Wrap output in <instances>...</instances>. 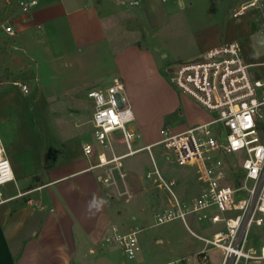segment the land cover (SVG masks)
Here are the masks:
<instances>
[{
	"label": "rangeland",
	"instance_id": "374dc122",
	"mask_svg": "<svg viewBox=\"0 0 264 264\" xmlns=\"http://www.w3.org/2000/svg\"><path fill=\"white\" fill-rule=\"evenodd\" d=\"M144 1L136 8L138 16H135L116 0H104L103 7L101 5L99 8L105 11L110 9V14H113L110 17L106 14L101 16L91 8L97 0H80L70 21L62 25L63 32L74 30L77 41L67 49L59 46L57 35L45 32L47 26L42 29L36 27L26 38H18L23 45L19 49L14 47L16 35L0 32V64L3 62L1 74L5 69L26 70L29 76L23 82L30 86L29 93H24L21 86L12 83L0 88V110L7 115L1 127H10V120L16 118L25 127L29 123L36 128L40 127L41 137L46 140L48 137L56 140L64 138L59 129L62 119L69 118L73 123L74 118L89 116L92 112L75 102L74 97L81 96L89 102L92 100L87 93L89 87L105 89L110 86L118 68L116 58L120 54L126 72L130 75L138 74L141 79L139 83L131 85L134 88L131 100L133 102L134 99L133 103L139 109L140 120L129 125L141 132V138L134 144V148H138L147 144V140L153 141L160 137L162 115L177 100L178 109L185 111V115L179 116V111L168 112L165 118L167 124L175 128L192 125L190 123L195 119L210 118L213 115L194 99L175 89L169 82L166 69L188 62L209 47L231 39L241 42L243 53L249 61H264V39L257 30L253 12L248 10L240 19L232 16V12L243 0H146V9L143 7ZM0 2L3 3L2 8H5L9 0ZM130 44L145 46L152 51L157 64L163 69V72L160 70L161 76L167 85L152 80L146 71L148 67L145 62H138V58L135 59L133 55H123ZM10 74L12 76L11 71ZM49 93L52 98L48 97ZM26 109L32 110L29 113ZM66 123L69 124V121ZM78 130L74 127L72 135L81 143L82 139L76 135ZM90 135L91 142L95 143L93 131ZM116 135L118 138L120 133ZM69 136L70 132L66 133V138ZM115 151L121 154L127 148L117 143ZM152 156L163 175L176 180L175 190L180 197L188 201L197 195L200 187L197 168L174 164L168 160L161 146H155L152 155L143 150L126 157L123 160L125 169L146 176L148 171L154 169ZM235 162L231 161L232 164ZM29 165L25 162L22 166L28 169ZM102 185L105 212L96 227H88L86 238L81 234V242L77 243L79 252L73 264H127L121 247L106 239L107 232H111L114 225L122 231H130L136 226L144 228L139 233L144 264H159L184 256L189 258L188 264H197L195 254L205 246V242L193 232L212 238L213 233L220 229V225L201 221L195 214L188 215L187 223L176 219L156 224L155 212L169 203L168 192L148 186L147 190L143 188L144 192L127 200L118 196L112 198L114 192ZM263 237L264 228L255 227L250 234V242L263 244L264 241H260ZM209 247L214 259L220 260V251ZM248 264H264V260H251Z\"/></svg>",
	"mask_w": 264,
	"mask_h": 264
},
{
	"label": "built area",
	"instance_id": "2783aa9c",
	"mask_svg": "<svg viewBox=\"0 0 264 264\" xmlns=\"http://www.w3.org/2000/svg\"><path fill=\"white\" fill-rule=\"evenodd\" d=\"M116 1L130 11L143 2ZM7 4L10 10L0 21V32L15 35L17 21L29 14L39 0H9ZM248 10L253 12L257 30L264 39V0H243L232 16L240 19ZM166 75L175 89L213 113L209 120L182 130L164 125L156 141L134 148L141 132L129 126L136 116L125 83L116 76L105 89L88 91L94 103L91 122L95 136V143L83 145L86 157L94 159L88 169L98 172L100 182L115 196L130 200L137 192L123 160L143 150L152 155L153 148L161 146L174 164L189 163L197 168L200 187L197 195L185 201L175 190L176 180L166 178L152 156L154 169L142 179L169 194V203L155 212L156 224L176 219L187 223L188 215L195 214L201 221L222 225L212 238L193 232L205 242L195 254L197 264H214L209 246L220 251L218 264L264 260V243L250 242L253 228H264V62H248L241 42L231 39L188 62L171 66L166 69ZM20 86L24 93L30 92L27 83ZM117 133H120L118 138ZM117 143L123 144L127 151L116 153ZM238 154L244 156L242 160ZM233 160L235 164L231 163ZM16 187L11 163L0 145V204L9 199L6 192ZM143 230L136 226L122 231L114 225L106 239L121 247L127 264H144L140 260L139 238ZM188 262L189 258L180 257L161 264Z\"/></svg>",
	"mask_w": 264,
	"mask_h": 264
},
{
	"label": "crops",
	"instance_id": "0c3cea01",
	"mask_svg": "<svg viewBox=\"0 0 264 264\" xmlns=\"http://www.w3.org/2000/svg\"><path fill=\"white\" fill-rule=\"evenodd\" d=\"M79 3L80 0H39V4L29 14L17 21L15 49L23 46L18 38L23 36L26 38L32 33L30 31L36 27L42 29L44 26H47L46 33L51 32L57 35L59 46L67 49L72 43L76 44L74 30L68 29L69 33L63 32L62 25L65 21H70L71 15L75 11L74 8ZM103 3L104 0H97V3L91 5V8L101 16L106 14L112 17L110 9H106V11L101 9ZM101 5L102 7L99 8ZM143 5L146 9V0ZM68 30L66 28V31ZM45 32L43 33L45 34ZM123 55H133L135 59L138 58V62H140L139 60L145 62L148 67L146 71L152 80L167 85L161 76V67L157 64L151 50L145 46L130 44ZM244 56L248 62L252 63L246 55ZM120 57L121 55L118 54L116 58L118 68H116L114 77L120 75L124 80L130 101L134 95V88L131 85L139 83L141 79L137 73L136 76L134 73L130 75L129 72H126ZM22 60V63L25 64V60ZM10 71L12 72L11 80L1 84V89L8 83L20 86V83H25L23 80L29 76L28 72L23 69L16 71L11 69ZM92 88L94 87H89L88 91ZM50 94L48 97L52 98L53 96ZM175 94L177 95V93ZM43 98L49 101L47 97L43 96ZM74 99L83 108L90 109L92 112L89 116L83 115L82 118H74L73 123L69 118L62 119L59 129L60 134L64 135L63 140L49 137L46 140L41 137L40 127L36 128L30 123L25 127L20 123V119L16 118L10 120L12 122L10 127H1V123L6 120L7 115L0 110V145L5 149L17 180V187L6 192L9 199L0 204V264H73L78 251L77 243L81 242V234L86 238L89 233L88 227H96L102 213L105 212V192L102 182H100L97 172L88 169L94 159L86 158L83 151V145L91 142L90 134L93 131L91 119L94 103L93 100L89 102L83 100L81 96L74 97ZM133 102L130 101L133 109L135 108L134 113L136 121H138L140 112ZM178 105L177 100L172 103V107L167 112L163 113L159 134L162 126L170 125L165 120L166 113L179 111V116L185 115V111L181 108L178 109ZM43 108L45 107L43 106ZM26 110L30 113L32 109ZM207 120L209 118H199L191 121L190 124ZM68 121L69 124L66 123ZM189 126L191 125L177 129L182 130ZM74 127L79 128L76 135L82 139L81 143L72 135ZM69 132L70 136L66 138V133ZM156 140H147V143ZM25 162L30 163L28 169L23 168L25 165L22 166ZM129 172L133 188L137 192L136 195L144 192V189L147 190L148 186L155 188L151 182L142 179L144 176ZM26 180L29 181L24 183ZM114 197H116L115 194L112 198ZM181 198L183 197L181 196ZM93 201H95L96 207H91ZM222 228L223 226L220 225V229ZM142 254H140V260L145 263ZM212 258L214 264L219 263L220 260L216 261L213 256Z\"/></svg>",
	"mask_w": 264,
	"mask_h": 264
},
{
	"label": "trees",
	"instance_id": "16d2710c",
	"mask_svg": "<svg viewBox=\"0 0 264 264\" xmlns=\"http://www.w3.org/2000/svg\"><path fill=\"white\" fill-rule=\"evenodd\" d=\"M2 6H3V3L0 2V21L4 19L5 13L10 10V7L8 6L5 5V8H2ZM2 63L0 64V67L2 66ZM161 71L163 72V69H161ZM0 74H1V68H0ZM4 74H6L7 76H4ZM10 80H11L10 71L8 69H5L4 73L0 75V85Z\"/></svg>",
	"mask_w": 264,
	"mask_h": 264
},
{
	"label": "water",
	"instance_id": "95a60500",
	"mask_svg": "<svg viewBox=\"0 0 264 264\" xmlns=\"http://www.w3.org/2000/svg\"><path fill=\"white\" fill-rule=\"evenodd\" d=\"M130 13H132L133 15H135V16H138V14H137V12L136 11H131ZM156 50H158V48H156ZM165 56V55H164ZM169 63H170V61H169Z\"/></svg>",
	"mask_w": 264,
	"mask_h": 264
},
{
	"label": "clouds",
	"instance_id": "9594fccd",
	"mask_svg": "<svg viewBox=\"0 0 264 264\" xmlns=\"http://www.w3.org/2000/svg\"><path fill=\"white\" fill-rule=\"evenodd\" d=\"M96 206L97 205H96L95 201H93L91 207H96Z\"/></svg>",
	"mask_w": 264,
	"mask_h": 264
},
{
	"label": "bare ground",
	"instance_id": "6f19581e",
	"mask_svg": "<svg viewBox=\"0 0 264 264\" xmlns=\"http://www.w3.org/2000/svg\"><path fill=\"white\" fill-rule=\"evenodd\" d=\"M133 128V127H132ZM134 130H135V128H133ZM184 165H187V166H189V163H186V164H184Z\"/></svg>",
	"mask_w": 264,
	"mask_h": 264
}]
</instances>
